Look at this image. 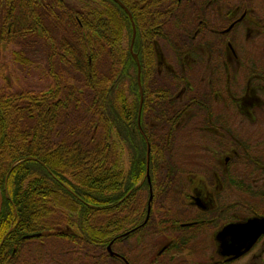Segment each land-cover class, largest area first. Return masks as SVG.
I'll return each mask as SVG.
<instances>
[{
    "label": "flooded vegetation",
    "instance_id": "af4514ba",
    "mask_svg": "<svg viewBox=\"0 0 264 264\" xmlns=\"http://www.w3.org/2000/svg\"><path fill=\"white\" fill-rule=\"evenodd\" d=\"M114 2L131 5L130 20L119 4L134 27V43L143 33L137 46L156 53V73L139 68V82L142 76L148 88L147 112L163 111L166 119H141L140 112L138 122V108L135 119L145 151L136 186L146 182L155 200L115 245L68 249L52 256V264H264V0ZM36 25L39 38V19ZM10 61L31 84L32 75ZM8 67L0 73L6 87L15 77L4 73ZM34 77L41 117L43 89ZM133 166L137 172L142 163L135 158ZM18 259L28 264L25 255Z\"/></svg>",
    "mask_w": 264,
    "mask_h": 264
},
{
    "label": "trees",
    "instance_id": "16d2710c",
    "mask_svg": "<svg viewBox=\"0 0 264 264\" xmlns=\"http://www.w3.org/2000/svg\"><path fill=\"white\" fill-rule=\"evenodd\" d=\"M114 1L0 0V47H11L27 74L43 55L46 75L41 117L35 81L23 85L16 76L18 88L0 85V264L22 255L28 264H52L68 249L105 250L155 200L146 182L136 186L144 177L140 96L141 119L166 115L147 112L148 88L141 76L139 93L135 73L137 62L141 72L156 73V53L137 46L140 32L130 52V21Z\"/></svg>",
    "mask_w": 264,
    "mask_h": 264
},
{
    "label": "rangeland",
    "instance_id": "374dc122",
    "mask_svg": "<svg viewBox=\"0 0 264 264\" xmlns=\"http://www.w3.org/2000/svg\"><path fill=\"white\" fill-rule=\"evenodd\" d=\"M131 20V19H130ZM131 35L133 36V30H132V32H131ZM132 38V37H131ZM135 38V37H134ZM132 40V39H131ZM125 44H126V41H125ZM12 50V48L11 47H8L7 49H4V50H2V49H0V65L1 64H4V65H6L7 67L9 66V65H12V62L10 61V56H11V54L9 53L10 51ZM41 57H43V55H40V54H38L37 55V61H39V60H41ZM39 64H37V66H39L40 65V62H38ZM41 67H42V62H41V65H40ZM39 66V67H40ZM8 69V70H7ZM6 69V71L4 72V73H7V71H9L11 74H13V76H15V77H13V79H12V83H11V85H12V88H18V84H17V81H16V76H17V74H18V69H17V67L16 66H10V67H8ZM2 70H4V69H2V67H0V73H2ZM30 75H32V82H31V84L33 83V81H34V79H35V77L34 76H36L37 78H40L41 79V86H42V89H44L45 88V74H43L42 73V71H41V69L40 68H37L36 70H34V71H32L30 74H27L26 76H30ZM10 78H11V76H10ZM22 84H23V81H22ZM22 85H20V87H21ZM35 86V85H34Z\"/></svg>",
    "mask_w": 264,
    "mask_h": 264
},
{
    "label": "water",
    "instance_id": "95a60500",
    "mask_svg": "<svg viewBox=\"0 0 264 264\" xmlns=\"http://www.w3.org/2000/svg\"><path fill=\"white\" fill-rule=\"evenodd\" d=\"M129 18L131 19V16L129 15ZM132 26H133V23H132ZM134 37H135V30H134V27H133V36H132V40H131V45H130V52L132 53V46H133V40H134ZM134 56V54H133ZM135 57V56H134ZM137 68H138V78H137V81H138V84H139V63H137ZM141 105H142V95L140 96V103H139V109H138V122H139V117H140V111H141ZM138 127L141 131V128L139 126V123H138ZM149 152H150V148H149V145H147V149H146V173H145V176L148 177V167H149ZM149 179V177L147 178ZM1 206H2V196H1V192H0V212H1Z\"/></svg>",
    "mask_w": 264,
    "mask_h": 264
},
{
    "label": "bare ground",
    "instance_id": "6f19581e",
    "mask_svg": "<svg viewBox=\"0 0 264 264\" xmlns=\"http://www.w3.org/2000/svg\"><path fill=\"white\" fill-rule=\"evenodd\" d=\"M127 12H128V11H127ZM128 15H130L129 12H128ZM130 16H131V15H130ZM131 18H132V17H131Z\"/></svg>",
    "mask_w": 264,
    "mask_h": 264
}]
</instances>
